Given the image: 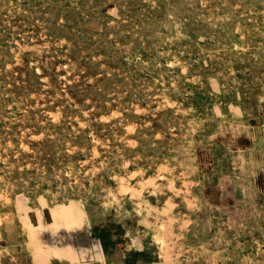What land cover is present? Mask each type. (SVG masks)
I'll return each mask as SVG.
<instances>
[{"label": "rangeland", "instance_id": "1", "mask_svg": "<svg viewBox=\"0 0 264 264\" xmlns=\"http://www.w3.org/2000/svg\"><path fill=\"white\" fill-rule=\"evenodd\" d=\"M0 264H264V0H0Z\"/></svg>", "mask_w": 264, "mask_h": 264}, {"label": "trees", "instance_id": "2", "mask_svg": "<svg viewBox=\"0 0 264 264\" xmlns=\"http://www.w3.org/2000/svg\"><path fill=\"white\" fill-rule=\"evenodd\" d=\"M99 132V131H98Z\"/></svg>", "mask_w": 264, "mask_h": 264}]
</instances>
